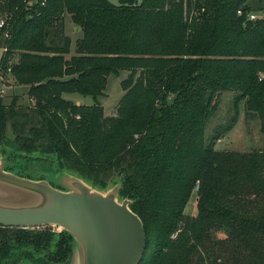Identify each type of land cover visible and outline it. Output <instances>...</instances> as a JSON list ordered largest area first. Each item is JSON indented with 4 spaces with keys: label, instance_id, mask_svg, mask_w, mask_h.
I'll return each instance as SVG.
<instances>
[{
    "label": "trees",
    "instance_id": "obj_1",
    "mask_svg": "<svg viewBox=\"0 0 264 264\" xmlns=\"http://www.w3.org/2000/svg\"><path fill=\"white\" fill-rule=\"evenodd\" d=\"M28 1L0 0V71L28 87L33 108L0 95L8 170L67 171L98 190L119 180V199L143 224L140 264H264V19H247L250 0ZM67 15L82 33L69 58ZM120 70L128 76L115 116L63 98L95 101ZM227 92L234 115L207 140ZM241 103L260 121L262 150H216ZM71 248L63 231L0 227V264H68Z\"/></svg>",
    "mask_w": 264,
    "mask_h": 264
},
{
    "label": "water",
    "instance_id": "obj_2",
    "mask_svg": "<svg viewBox=\"0 0 264 264\" xmlns=\"http://www.w3.org/2000/svg\"><path fill=\"white\" fill-rule=\"evenodd\" d=\"M33 173L37 178L16 175L0 156V227H58L72 238L68 264L141 263L143 224L130 210L131 201L119 199V180L98 190L67 171L37 168Z\"/></svg>",
    "mask_w": 264,
    "mask_h": 264
},
{
    "label": "rangeland",
    "instance_id": "obj_3",
    "mask_svg": "<svg viewBox=\"0 0 264 264\" xmlns=\"http://www.w3.org/2000/svg\"><path fill=\"white\" fill-rule=\"evenodd\" d=\"M249 5L254 10V14L261 15L264 11V0H250ZM64 34L70 41L69 53L66 58L75 55L76 41L82 37V33L78 30L67 15L64 18ZM3 55V49L0 47V61ZM13 62L16 58L13 57ZM128 72L120 70L117 74H111L106 81L104 95L98 97L95 101L91 97H82L78 94H65L63 98L66 100L74 101L75 104L91 106L95 103L103 108L104 116L110 117L116 115L118 102L124 94L121 83L127 78ZM4 92L1 94L4 105H10L13 101L16 102V107L25 109L26 111L32 110V103L27 96L28 88L25 86L16 85L13 80L0 71V90ZM233 93L227 92L220 95L218 102V110L215 115L208 121L205 128V139H209L215 131H219L221 127L230 122L233 117ZM6 139L12 140L13 135L10 129V124L7 125ZM263 148V137L260 131V121L258 118L252 119L245 118L244 105H239V117L232 130L221 137L215 143V149L218 151H233V152H249L259 151ZM1 156V154H0ZM32 178H37L32 176ZM116 179V178H115ZM115 179L109 183L110 188ZM196 190L192 193L188 204L185 207V215L193 217L196 212ZM36 228V229H44ZM52 232L59 233L61 230L58 227L48 226ZM219 238H224L222 233H218Z\"/></svg>",
    "mask_w": 264,
    "mask_h": 264
},
{
    "label": "built area",
    "instance_id": "obj_4",
    "mask_svg": "<svg viewBox=\"0 0 264 264\" xmlns=\"http://www.w3.org/2000/svg\"><path fill=\"white\" fill-rule=\"evenodd\" d=\"M45 1H46V0H29V1L27 2V4H28L29 6H31V5H33V4L41 3V5H43V3H44ZM237 14H238V15H241V11H238ZM247 19H248L249 21H256L257 19H264V11L261 12V15H260V16H257V15H255L254 13L251 12V13H249V14L247 15ZM4 25H5V20H4V19H1V20H0V29H2V28L4 27ZM3 92H4V91L1 89V90H0V95H1ZM176 236H177V233H174V234L171 236V239L174 240V239L176 238Z\"/></svg>",
    "mask_w": 264,
    "mask_h": 264
},
{
    "label": "crops",
    "instance_id": "obj_5",
    "mask_svg": "<svg viewBox=\"0 0 264 264\" xmlns=\"http://www.w3.org/2000/svg\"><path fill=\"white\" fill-rule=\"evenodd\" d=\"M25 87H27V86H25ZM28 88V87H27ZM74 102V101H73Z\"/></svg>",
    "mask_w": 264,
    "mask_h": 264
}]
</instances>
